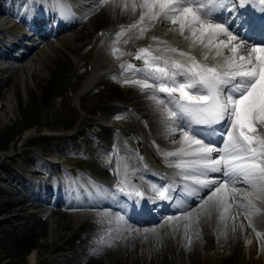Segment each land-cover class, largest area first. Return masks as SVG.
I'll return each mask as SVG.
<instances>
[{
    "label": "bare ground",
    "instance_id": "1",
    "mask_svg": "<svg viewBox=\"0 0 264 264\" xmlns=\"http://www.w3.org/2000/svg\"><path fill=\"white\" fill-rule=\"evenodd\" d=\"M121 2H125V0H121ZM99 4L100 0H89V3H81L79 5L78 11L81 10L79 12H81L82 16L88 15L90 17L89 22L85 24L79 16L70 18L72 19V26H75V28L78 26V28L72 39H67L60 34L59 41H61L62 50L46 46V49L39 53L32 66L24 72H17V70L8 72L0 69V104H2V109L0 110V138L4 142L8 133V123L12 122L17 115H28V113L31 114L32 110L36 111L47 106L48 100L51 99L50 97L67 81L63 75L74 67L75 62L72 56L75 54L80 55L79 46L82 43L88 48L90 46V28L95 26L99 27L98 29L100 30L107 29L106 31H111V37L105 36L102 39L105 40V43L99 46L101 51L98 50L92 62L95 71L88 78L84 87L92 85L97 77L106 79L105 73L107 72H111V74L122 73L123 69L118 65L119 63H115L112 59L113 54L109 53L108 50H103V48L107 46L111 39L117 40L114 37L119 31L114 24L118 20L120 24L127 23L129 25L134 23L139 18V9L133 15L130 7L128 11L123 12L120 7H114L111 2L98 8ZM9 11L14 14L11 9ZM38 14L36 20L43 22L47 19L55 18V12L51 9L42 13L38 12ZM63 20L65 18L60 17L58 25V28L63 30L61 31L62 34L69 31L65 27L62 28L61 22ZM19 21L26 26H34V21L29 20V18L22 16ZM52 25L49 27L53 28ZM156 25L151 30L157 33V37L167 40L169 44L182 50H190L188 41H185L178 33L168 31L169 28L173 27L172 25L166 23H157ZM38 31L42 32L41 29H38ZM6 33L17 38V46L12 47L11 51L17 50L22 40L33 41L32 36L27 35L19 26L6 31ZM121 39L126 40L125 37H121ZM138 41L141 42L140 46L143 47L145 43H143L142 39ZM138 41L129 40L128 50L132 48L131 51H133V47L139 44ZM76 43H80L78 44L79 46ZM113 45L114 41L111 46ZM115 46L120 48L116 44ZM152 47L154 49L157 47L163 48L165 45L155 44ZM191 51L200 58L198 48L191 49ZM157 52L158 55H173L171 53ZM0 58H10V52H0ZM176 58L181 59L180 57ZM138 67L143 68L144 65L142 64ZM139 74L144 75L143 72H139ZM159 82L161 81H156V83ZM106 83L108 92L114 98L121 102H130L135 106L137 112L141 113L149 121L153 135L156 133L163 134L156 137V142L159 145L153 146L154 153L146 155V159L151 165V174L161 176L167 181L171 180L173 187L176 186L178 188V181L175 180L174 175L178 176L179 169L169 166L165 158L162 157L161 152L175 151L180 147L178 143H173L174 140H179V133L177 132L175 136L168 135L167 125L163 120L160 108L153 101L151 103L147 99H142L152 93V91L139 90L136 92L135 86L127 85V91L125 92L119 90L112 83ZM151 106H155L156 109L151 110ZM116 108H103L101 113L109 116L111 110ZM104 120L106 121L99 125L102 128V135L107 134L109 130L114 133L112 128H106L109 124L108 118ZM92 124L99 123L94 122V120L83 119L74 134L84 132L85 127ZM129 132L136 139L143 138L141 140L142 143H147L148 147L153 144L149 134L146 135L139 126L132 127ZM29 136L30 131H26L19 140L21 141L22 139L24 143H27ZM121 144L122 151L127 153L129 151L127 146L124 142ZM137 144H140V140ZM13 151L14 146L9 150L7 148L0 154V183L11 184L8 181L20 182L22 179V174L11 169L7 164L8 160H13L22 154L21 151L19 155L13 154ZM176 159V157H171L170 161H175ZM108 169V166L103 164L97 168H90V173L93 176L103 177ZM131 177V175L127 174V182L132 180ZM121 178L125 180L124 176H121ZM243 187L246 186L241 184V187L237 188ZM45 190L47 191L48 189L45 188ZM8 196V192L0 185V244H5L11 250L30 251V262L37 258L40 264L45 263L46 259L43 255L47 253V247H49L48 253L50 255L58 251L73 252V254L80 256L78 260L80 264H188L185 262L188 252L189 264H206L208 261L213 260L214 257L218 258V263L223 262L225 264H264L263 256L257 251V232L264 234V203L255 199L253 203L260 210L261 216L256 218L254 217L255 215L251 216V221L256 229V231H253L252 228L248 227L249 220L245 218L243 213L238 212L235 206L226 213V218L223 220L220 219L219 212L212 210L211 216L207 214L200 215L198 223L196 222L197 215L192 213L191 223L189 219H185L170 227L165 226L163 228L159 224L154 227H137L130 224L126 219L118 223L117 217H114L112 212L105 215H88V217L83 214L59 213L58 209H51L49 214L52 217L49 221H45L43 212L32 210L28 213V209L35 208H27L25 205L26 201L14 200L8 198ZM30 197L33 198L31 194ZM35 202L40 201L34 198L32 204ZM36 206L40 207L41 205ZM198 210L200 211L199 207ZM185 212L187 211L182 213ZM233 215L236 218H233ZM186 224L189 225L187 229H185ZM240 225H243V227H240ZM233 228H235V231H233ZM46 229L49 236L47 239H43ZM144 229H155V231L144 232ZM136 230H139V234ZM262 230L263 232H261ZM82 232L88 235V239L80 244L85 245L84 251L81 252L79 247L73 244V239ZM189 238L191 243H189ZM219 248L222 250L219 251ZM76 252H80V254ZM65 259H57L56 261L60 262V264H66L63 262Z\"/></svg>",
    "mask_w": 264,
    "mask_h": 264
},
{
    "label": "snow or ice",
    "instance_id": "2",
    "mask_svg": "<svg viewBox=\"0 0 264 264\" xmlns=\"http://www.w3.org/2000/svg\"><path fill=\"white\" fill-rule=\"evenodd\" d=\"M110 2L123 12L130 7L133 15L139 9V18L127 26L121 25L116 33L113 56L133 55L121 51L115 44L133 30H137L136 38L142 39L157 23L172 25L168 31L178 33L189 42L190 50L185 51L152 36V41L165 47L154 49L150 44L138 48L135 59L142 60L144 67L129 63L122 64L121 68L133 75L143 72L146 77L124 79L122 84L165 96L163 99L157 95L149 98L160 108L168 135L179 133V140L173 143L180 147L175 151L161 152V155L169 166L180 170L178 174L185 181L199 185L200 189H209L207 198H201L196 222L200 215L211 216L212 210L219 212L223 220L235 206L249 220L248 227L256 231L251 216L259 214L260 210L253 200L264 203V40L252 43L249 38H242L238 29L246 24L251 26L250 22L241 21L238 28H233L239 17L229 21L223 16L224 11H234V0H100L98 8ZM245 3L246 0H240L241 7ZM259 3L264 9V0ZM131 39L129 37L123 43L127 44ZM197 48L200 58L191 51ZM157 51L173 55H155ZM178 76L183 80L177 81ZM148 79L170 81V84H152ZM225 120L230 127L222 137V147L214 145L211 140L206 143L200 132L192 127L211 126ZM213 153L217 155L214 157ZM169 157L177 159L170 161ZM124 171L125 180L121 183L127 182V165ZM209 173H222L224 179L210 178ZM237 184L246 187L237 188ZM151 187L160 199L169 198L168 187L155 184ZM133 189L135 195H144L134 185ZM193 194L198 195V190L193 189ZM193 211L197 209L182 213L190 223ZM179 219L169 216L167 222ZM121 221L124 217H117V222ZM188 227L186 224L185 229ZM136 231L139 234V230ZM149 231L155 229H144V232ZM257 236L260 237L261 233L257 232Z\"/></svg>",
    "mask_w": 264,
    "mask_h": 264
},
{
    "label": "rangeland",
    "instance_id": "3",
    "mask_svg": "<svg viewBox=\"0 0 264 264\" xmlns=\"http://www.w3.org/2000/svg\"><path fill=\"white\" fill-rule=\"evenodd\" d=\"M116 24V23H115ZM95 30H91L95 35ZM94 44V38L92 37V42L90 43L91 50L88 53L82 52V54L74 55L73 60H75L76 65L73 67V69L68 72V78L67 83H63L61 85V88L58 89L56 93H54L48 100L47 106L37 109L36 111H33L27 114H24L25 116L21 117L24 120H26L30 127V136L28 138V142L24 143L23 140L19 141L18 138L23 135V133H20V130L18 129L15 131L14 129H11L9 131V139L6 140V142H3L0 138V154L4 152L7 148L8 150L14 146L13 154L19 155L20 151L22 154L14 158L13 160H8V166L11 169H15L17 171L26 170L27 167H30L31 163H33L36 159H38V156L35 155L33 152L36 153H42L44 155L49 156V153L53 151V149H56V151H62L65 153L66 150V140L68 139L67 136L72 135L75 130L78 128L80 121L84 118L90 120H97L98 117L101 116V109L104 107H107L110 105L105 104L109 101V99H112L109 94L104 95L105 91H98V92H86L83 93L82 87L84 86L86 82V76L90 75L88 72V69H86V62L87 61H93L96 55V49H92V45ZM81 57V59H79ZM83 59V60H82ZM92 67V66H91ZM85 69V70H84ZM105 80L99 81V85H102L105 88ZM117 88L121 91H127V87H123L121 85L115 84ZM73 87V95H74V102L78 106H80L83 109V112H80L77 110V117L75 118V112L72 108H69L68 105V88ZM2 104H0V110L2 109ZM153 109V108H152ZM15 122V120L13 121ZM85 130L87 132H95L94 128H91V126L85 127ZM18 131V132H17ZM20 133V134H19ZM50 135L55 134L57 140H59V143L56 147H52L54 144H52L51 139L49 137H42V138H31L37 136V135ZM85 134V131L83 133H80L76 136L81 137ZM48 138V139H47ZM74 139V138H72ZM23 145V146H22ZM22 146V147H21ZM36 149H32V148ZM5 148V149H4ZM21 148V150H19ZM90 151L94 154L102 153V150L97 147L90 148ZM66 155V154H65ZM68 158V155L65 156ZM84 167V169H90V164H87L85 161L84 163H81ZM55 174L54 178H57L58 170L54 169ZM35 174V173H32ZM70 177V176H69ZM261 214H257L256 217H260ZM233 217H235L233 215ZM49 217H47L48 219ZM263 232V230L261 231ZM83 233V232H82ZM81 233V234H82ZM80 235V234H79ZM79 235H76L73 239V243L79 246L80 240L82 241L86 235H82V237H78ZM49 236L48 231L46 229L45 235L43 239H47ZM81 247V246H80ZM49 247H47V253L43 255V257L49 256ZM222 249L219 248V251ZM257 251L260 253L264 258V234L261 233L260 237H257ZM30 255L31 252L26 251H16L11 250L8 246L1 243L0 244V264H38V259H34L30 262ZM65 255L71 256L74 258V261L71 262L70 260L65 261L66 264H78L77 261L79 258H75L73 253L65 252V251H58L51 255V257L55 259H59L64 257ZM189 252L186 254L185 262L188 264L190 263L189 260ZM218 258L215 257L213 260L208 261L206 264H225V263H218ZM41 264H60V262L57 261H51L49 259H46L45 263ZM199 264V263H197Z\"/></svg>",
    "mask_w": 264,
    "mask_h": 264
}]
</instances>
